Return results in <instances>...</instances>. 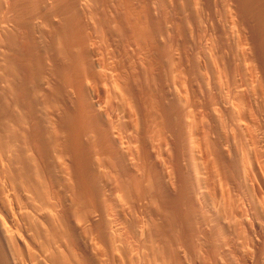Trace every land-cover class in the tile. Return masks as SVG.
<instances>
[{"label":"bare ground","instance_id":"6f19581e","mask_svg":"<svg viewBox=\"0 0 264 264\" xmlns=\"http://www.w3.org/2000/svg\"><path fill=\"white\" fill-rule=\"evenodd\" d=\"M0 264H264V0H0Z\"/></svg>","mask_w":264,"mask_h":264}]
</instances>
